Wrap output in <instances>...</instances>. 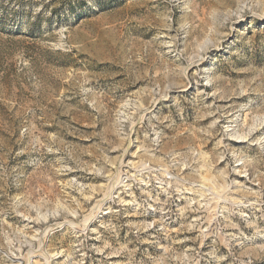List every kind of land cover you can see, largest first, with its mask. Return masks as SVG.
Returning <instances> with one entry per match:
<instances>
[{
	"label": "rangeland",
	"instance_id": "rangeland-1",
	"mask_svg": "<svg viewBox=\"0 0 264 264\" xmlns=\"http://www.w3.org/2000/svg\"><path fill=\"white\" fill-rule=\"evenodd\" d=\"M0 264H264V0H0Z\"/></svg>",
	"mask_w": 264,
	"mask_h": 264
}]
</instances>
